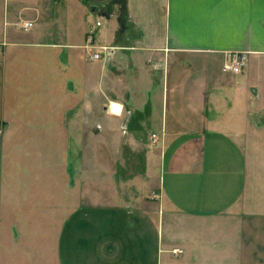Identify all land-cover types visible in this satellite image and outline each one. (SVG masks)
Wrapping results in <instances>:
<instances>
[{
  "label": "crops",
  "instance_id": "1",
  "mask_svg": "<svg viewBox=\"0 0 264 264\" xmlns=\"http://www.w3.org/2000/svg\"><path fill=\"white\" fill-rule=\"evenodd\" d=\"M78 1L0 34V264H264V0Z\"/></svg>",
  "mask_w": 264,
  "mask_h": 264
},
{
  "label": "rangeland",
  "instance_id": "2",
  "mask_svg": "<svg viewBox=\"0 0 264 264\" xmlns=\"http://www.w3.org/2000/svg\"><path fill=\"white\" fill-rule=\"evenodd\" d=\"M10 1V5H6V0H0V34L3 32L4 28L9 27L10 29L13 30V32L16 34V36L18 37H26L29 36L30 32L29 31H23L22 28L20 26H18V23L21 20H24L26 18H28L30 16V13L32 12L30 9H23L20 12H18L17 14H14V16L12 17L13 12H15V10L11 9L14 6H19V5H26V3H31V4H37L39 6H50L55 8V5L58 6V8H60V6L62 5H68V6H72L75 11H80L82 10L83 6L81 5V3L78 0H17L14 3V0H9ZM92 1V0H91ZM99 0H93V2L95 4L98 3ZM13 3L15 4L14 6ZM11 7V8H10ZM10 8V9H9ZM12 10V11H11ZM7 15L9 16V22H12L13 24H9L8 26L6 25V23H4V21L7 18ZM98 15L96 14H88V18H86V20L84 21V24H86L88 27L94 28L95 27V21L97 20ZM79 22H82V18L81 15L78 18ZM72 23V21L70 22ZM69 23V24H70ZM51 28L54 29L56 28V24H50ZM86 133V132H85ZM208 249H210L211 245L208 243Z\"/></svg>",
  "mask_w": 264,
  "mask_h": 264
},
{
  "label": "built area",
  "instance_id": "3",
  "mask_svg": "<svg viewBox=\"0 0 264 264\" xmlns=\"http://www.w3.org/2000/svg\"><path fill=\"white\" fill-rule=\"evenodd\" d=\"M32 25H33L32 22L25 21V22H23L21 27L24 30H29L32 27ZM96 26L97 27L100 26V22H96ZM92 35H93V31L88 32V40L89 41L92 39ZM112 51H113L112 48L109 47V46H101V47H99V49L97 51L91 52L90 58L91 59H100L104 55V58L107 59V58H109V56H110ZM243 59H244V57H241V56L238 57L235 54L231 55L230 61H228L227 63H225L223 65V70L224 71H231V72H238L240 67L243 65ZM152 137L154 138L155 135L152 134ZM171 251H172L173 254H178L182 250L178 249V248H175V249H172Z\"/></svg>",
  "mask_w": 264,
  "mask_h": 264
}]
</instances>
